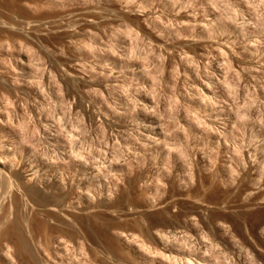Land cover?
<instances>
[{"label":"rangeland","instance_id":"374dc122","mask_svg":"<svg viewBox=\"0 0 264 264\" xmlns=\"http://www.w3.org/2000/svg\"><path fill=\"white\" fill-rule=\"evenodd\" d=\"M0 264H264V0H0Z\"/></svg>","mask_w":264,"mask_h":264}]
</instances>
